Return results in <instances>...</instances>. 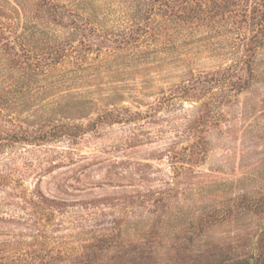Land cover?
I'll return each mask as SVG.
<instances>
[{
	"label": "rangeland",
	"instance_id": "374dc122",
	"mask_svg": "<svg viewBox=\"0 0 264 264\" xmlns=\"http://www.w3.org/2000/svg\"><path fill=\"white\" fill-rule=\"evenodd\" d=\"M16 1L22 9L11 17L21 31L27 24L23 13L30 17L41 0L30 6ZM119 16L109 15L110 24ZM224 22L222 15L208 17L183 25L179 36L162 37L161 45H136L148 50L142 58L131 51L121 56L123 50L107 45L117 54L111 57L114 63L142 59L145 65L138 73L128 67L104 80L123 91V106L143 113L133 122L101 123L73 141L5 149L0 155V264H237L253 251L259 255L264 238V45L217 43ZM40 29L33 35L42 38L35 43L40 50L49 45L47 39L53 43L69 30ZM86 33L91 41H101ZM76 39L84 38L78 33ZM110 50L104 45L88 58L98 63ZM253 51L250 73L232 71L237 84L227 94L233 99L214 108L221 120L210 126L201 121L207 152L191 165L185 153L193 139L184 123L209 99L150 105L191 71L217 72L219 78L225 67ZM215 90L223 98L220 87ZM207 214L215 218L200 225L197 218Z\"/></svg>",
	"mask_w": 264,
	"mask_h": 264
},
{
	"label": "trees",
	"instance_id": "16d2710c",
	"mask_svg": "<svg viewBox=\"0 0 264 264\" xmlns=\"http://www.w3.org/2000/svg\"><path fill=\"white\" fill-rule=\"evenodd\" d=\"M115 1L122 5H116ZM24 2L29 6L35 3L33 0ZM263 6V0H41L32 14H28L31 18L22 11L27 24L19 31L11 14H20L21 3L0 0V155L16 144L73 141L101 123L133 122L137 116L143 115L141 111H132L130 106H123V91L104 82L128 67L135 73L140 72L141 67L145 68L140 65L143 60L132 65L114 63L111 57L117 54L107 45H116L113 47L115 51L123 50L121 56L131 51L134 56L142 58L148 50L136 45H161L162 37L173 38L176 32L185 29L187 23L199 24L218 15H222L225 21V32L219 33L223 38L217 43L264 45ZM114 13L120 18L110 24L108 17ZM40 26L69 30L65 37L57 34L52 38L53 43L47 39L49 45L40 50L35 43L42 38L33 36L43 31ZM29 30H34L32 35ZM87 31L101 37V41H91ZM7 33L11 37H7ZM78 33L84 39L76 43ZM104 45L111 52L108 57L98 63L91 61L88 54H100ZM254 53L243 55L225 67L219 78L215 75L217 72L191 71L188 78L173 85L168 94L162 92V97L150 105L153 109L155 105L174 107L179 105L178 101L209 99L184 123L193 139L185 153L191 165L202 161L207 152V140L201 137L199 129L201 121L210 126L221 120L214 108L233 99L234 95L227 94V89L232 91L237 84L232 80V71L250 73ZM208 83L212 85L209 87ZM218 87L223 98L215 93ZM214 216L201 215L197 220L203 225L204 220L207 222ZM257 251L259 255L253 251L237 264H263L264 238Z\"/></svg>",
	"mask_w": 264,
	"mask_h": 264
}]
</instances>
